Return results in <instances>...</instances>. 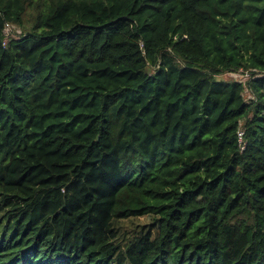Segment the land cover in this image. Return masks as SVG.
<instances>
[{
  "label": "trees",
  "instance_id": "1",
  "mask_svg": "<svg viewBox=\"0 0 264 264\" xmlns=\"http://www.w3.org/2000/svg\"><path fill=\"white\" fill-rule=\"evenodd\" d=\"M0 264H264V0H0Z\"/></svg>",
  "mask_w": 264,
  "mask_h": 264
},
{
  "label": "rangeland",
  "instance_id": "2",
  "mask_svg": "<svg viewBox=\"0 0 264 264\" xmlns=\"http://www.w3.org/2000/svg\"><path fill=\"white\" fill-rule=\"evenodd\" d=\"M7 38H11V37H16L18 35V31L13 28V27H9L8 30H7ZM242 76L240 74H225L223 76H220V79H223V80H226V81H234L235 79H239L241 78Z\"/></svg>",
  "mask_w": 264,
  "mask_h": 264
},
{
  "label": "built area",
  "instance_id": "3",
  "mask_svg": "<svg viewBox=\"0 0 264 264\" xmlns=\"http://www.w3.org/2000/svg\"><path fill=\"white\" fill-rule=\"evenodd\" d=\"M9 27H10L9 25H6V28L4 30V33H5L6 36L8 35L7 34V30H8ZM245 76H247V78H248L249 77V74L247 73ZM239 135H240V139H241L242 134H239Z\"/></svg>",
  "mask_w": 264,
  "mask_h": 264
}]
</instances>
